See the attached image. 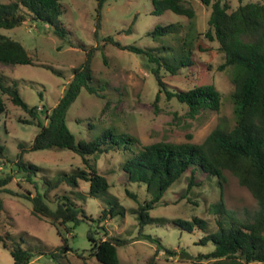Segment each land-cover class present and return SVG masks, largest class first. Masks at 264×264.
<instances>
[{"label": "rangeland", "instance_id": "374dc122", "mask_svg": "<svg viewBox=\"0 0 264 264\" xmlns=\"http://www.w3.org/2000/svg\"><path fill=\"white\" fill-rule=\"evenodd\" d=\"M2 3L14 0H0ZM194 10L192 23L197 32L203 33L207 28L210 13L209 6L202 5L198 0H185ZM233 10L239 3L260 2L264 0H222ZM62 13L59 20L68 31L60 38L49 30L44 23L25 21L10 29H0L6 37L18 41L31 58L30 64L0 65L3 71L15 84L20 96L29 106H37L36 111L43 107L52 108L63 92L72 69L80 66L84 52L74 49L70 43L81 42L87 46H96L91 58V76L96 93L81 89L76 99L67 109L65 125L75 140L89 141L105 129H111L114 135L123 133L136 137L141 144L156 141L173 143H200L208 132L216 125L230 128L233 123L232 106L229 93L231 69L217 70L223 61L221 53L215 50L216 43L208 42L202 35L195 42H204L211 51L202 53L195 51V58L202 64L188 69H180L176 74L162 70L161 80L169 89L187 90L199 84H212L220 94L217 111H202L193 117L188 108L175 98H167L157 86L150 64L141 54L121 50L103 42L108 36L122 45H135L140 48L171 47L176 50L179 38L183 35L187 19L183 16L164 11L160 15L151 14V0H107L102 7L101 29L98 41L92 36L94 22V0H61ZM180 23L184 27L180 33L167 34L162 37L150 38L145 32L154 25ZM129 29V33H127ZM161 54H169L171 50L160 48ZM208 66V67H207ZM51 68L57 74L51 71ZM40 94V95H39ZM6 104L5 113L0 116V145L3 152L0 157V174L8 173L11 180L0 193L2 210L0 211V235L8 233V241L17 243L23 248L47 251L60 244L56 227L67 238V244L73 250L81 251L89 247L86 231L89 229L96 237H102L100 224L95 221H83L64 232V226L56 227L47 219L31 214L30 202L20 197L26 191L33 195L42 192L44 180H54L61 173L76 167H82L81 157L70 150L43 149L28 151L23 159L37 165L40 170L36 175L26 178L24 172L14 164L18 152L17 142L32 141L37 127L33 124L19 122L28 120V116L19 108ZM39 119L45 123L42 113ZM189 135V137L187 136ZM131 150L135 146H130ZM128 150H108L96 155L95 169L103 175L109 187L105 195L89 196L88 184L78 181L76 187L59 185L49 191V200L54 195H66L80 205L85 213L95 219L100 210L108 209V200L115 198L125 212L104 221L103 226L109 236L133 238L138 231L135 215L129 209L135 208L137 202L150 199L145 186L137 182H127L121 170L123 161L128 157ZM224 182L221 187L213 176L193 171V179L198 185L186 188L189 171L174 181L164 192L160 200L148 211L155 219L145 225L142 232L160 239V243L173 251V255L158 251L153 264H191L199 253L205 254L213 249L211 242L198 244L199 238L216 229V216L207 207L219 199L228 210V215L238 221H249L255 212L256 202L250 193L238 183L237 177L227 170L222 171ZM127 189L137 196V202L126 196ZM53 207L54 203H49ZM199 217L206 221V230L194 229L186 232L164 222L170 219ZM70 227L69 223L65 224ZM154 252V245L148 240H135L117 248L120 264H146L147 258ZM78 256L68 253L63 264H100L87 254ZM12 259L7 250L0 245V264H11ZM29 264H55L47 255L34 257ZM264 264V263H247Z\"/></svg>", "mask_w": 264, "mask_h": 264}, {"label": "trees", "instance_id": "16d2710c", "mask_svg": "<svg viewBox=\"0 0 264 264\" xmlns=\"http://www.w3.org/2000/svg\"><path fill=\"white\" fill-rule=\"evenodd\" d=\"M61 0H14L7 3L0 1V29H10L29 20L44 23L49 26L50 32L63 38L68 31L59 20L62 13ZM94 22L92 36L98 41L101 29L102 7L107 0H94ZM202 5L209 6L210 13L207 19V28L201 33L195 30L192 18L195 13L191 4L185 0H151V14L160 15L164 11L183 16L187 19L185 27L182 24L168 23L154 25L145 32L150 38L162 37L167 34L180 33L176 50L161 46L162 50H171L170 55L161 54L160 48H140L135 45H122L111 37H104L103 42L114 47L143 55L152 64L150 73L157 86L167 98H175L188 108L190 116L202 111H217L220 103V94L210 83L199 84L187 90L171 88L161 80L162 70L169 74H176L180 69H188L202 64L194 52L209 53L211 48L204 42H195L203 36L208 42H215V50L222 54L223 61L217 66L221 71L231 69L230 82L232 90L229 100L232 106L234 123L230 128L222 125L213 127L200 143L156 141L150 144H141L139 140L127 133L114 135L111 129H105L95 138L84 141L75 140L65 125V114L69 106L78 96L81 89L89 93H96L91 76V58L96 46H87L81 42L70 43L74 49L84 52V59L80 66L72 69V75L67 81L61 96L49 110L43 107L36 111L37 106H29L20 96L16 84L0 71V116L6 111L8 102L19 108L28 116V120L19 122L33 124L37 127L31 142L18 141V152L14 164L24 172L26 178L34 177L40 168L23 159L28 151L43 149L70 150L81 157L83 166L61 173L54 180H44V190L29 191L19 195L31 204V214L42 217L56 227L64 226V232L83 221H95L102 230L103 236H94L91 230L86 231L89 247L81 251L73 250L56 227L60 244L47 251L32 248H23L17 243L8 241L9 234L0 235V245L7 250L11 264H29L40 255H47L55 264H63L68 253L87 254L100 264H120L117 248L123 247L135 240L145 239L154 245V252L147 258L146 264H153L154 256L158 251L173 255V251L164 247L160 239L142 232L145 225L155 219L148 211L153 208L164 192L186 171L189 177L186 188L198 185L193 179V171L217 179L219 187L225 178L223 170L231 172L237 177L238 183L243 186L256 202V210L249 221H238L228 214L223 202L219 199L208 205L207 210L216 216V229L207 232L198 239V244L211 242L213 249L205 254L199 253L191 264H247L264 263V5L260 2L239 3L233 10L222 0H198ZM127 29V33H129ZM23 46L16 40L0 33V65L30 64ZM208 67V66H207ZM51 71L55 72L51 68ZM40 95V94H39ZM45 119L42 123L39 114ZM189 137V135H187ZM130 146H135L134 150ZM128 150L129 155L123 161L121 170L127 182H137L145 186L150 193V199L137 202L135 193L125 189L124 193L137 202L135 208L129 212L135 215L138 231L133 238H119L109 236L103 226L104 221L114 215H123L125 209L118 204L115 198L108 200V209L100 210L93 219L84 209L71 201L66 195H54L49 200V191L59 185L76 187L78 181L88 184L89 196L105 195L109 187L106 178L95 169L96 155L108 150ZM3 147L0 145V157ZM11 180L8 173L0 174V193ZM54 203V206H49ZM2 200L0 198V211ZM167 222L180 230L191 232L194 229L206 230V221L199 217L185 219H170ZM69 223L71 226L66 227Z\"/></svg>", "mask_w": 264, "mask_h": 264}]
</instances>
